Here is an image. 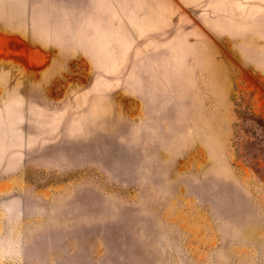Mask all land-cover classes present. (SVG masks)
Returning <instances> with one entry per match:
<instances>
[{"label": "rangeland", "instance_id": "obj_1", "mask_svg": "<svg viewBox=\"0 0 264 264\" xmlns=\"http://www.w3.org/2000/svg\"><path fill=\"white\" fill-rule=\"evenodd\" d=\"M47 1L0 0V264H264V180L232 147L237 115L264 119L237 54L239 14L264 18V0H206L230 35L191 14L165 73L73 58L36 90L51 55L31 56V23Z\"/></svg>", "mask_w": 264, "mask_h": 264}, {"label": "crops", "instance_id": "obj_2", "mask_svg": "<svg viewBox=\"0 0 264 264\" xmlns=\"http://www.w3.org/2000/svg\"><path fill=\"white\" fill-rule=\"evenodd\" d=\"M205 1L48 0L32 19L35 28L29 49L39 65L44 53L51 56L37 71L36 79L30 81V88L50 89L68 71L73 58L84 59L94 73H165L166 42L179 40L182 32L188 36L198 30H181L190 23L191 14L213 36L230 35L224 11L216 9L220 16L207 14ZM243 10L237 29L239 69L259 75L254 83L245 81L243 85L256 98L264 96V18L256 13L246 17V7ZM13 27L25 31L23 24L15 23ZM0 42H4L1 37ZM207 50L209 56H214V50ZM0 53H5L3 47ZM133 59L142 61L132 64Z\"/></svg>", "mask_w": 264, "mask_h": 264}, {"label": "trees", "instance_id": "obj_3", "mask_svg": "<svg viewBox=\"0 0 264 264\" xmlns=\"http://www.w3.org/2000/svg\"><path fill=\"white\" fill-rule=\"evenodd\" d=\"M247 111L248 117L237 115V122L233 124L234 158L251 168L259 179L264 180V141L261 138L264 137V119L252 104ZM246 122L248 126H245Z\"/></svg>", "mask_w": 264, "mask_h": 264}]
</instances>
